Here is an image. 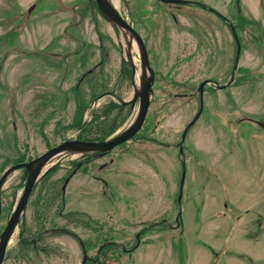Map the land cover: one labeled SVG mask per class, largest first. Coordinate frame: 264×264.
<instances>
[{
    "label": "rangeland",
    "instance_id": "rangeland-1",
    "mask_svg": "<svg viewBox=\"0 0 264 264\" xmlns=\"http://www.w3.org/2000/svg\"><path fill=\"white\" fill-rule=\"evenodd\" d=\"M111 1L156 75L146 120L105 158L54 159L3 264H82L72 235L32 243L59 227L80 236L96 259L86 264H264V0ZM210 7L238 33L233 80L238 44ZM122 44L96 0H0V178L65 140H104L132 122L139 102ZM26 179L19 169L3 185L0 234Z\"/></svg>",
    "mask_w": 264,
    "mask_h": 264
},
{
    "label": "water",
    "instance_id": "water-1",
    "mask_svg": "<svg viewBox=\"0 0 264 264\" xmlns=\"http://www.w3.org/2000/svg\"><path fill=\"white\" fill-rule=\"evenodd\" d=\"M96 1L99 10L104 16V18L111 24L115 32L118 35L121 34V37L123 38L124 45L123 44L122 45L124 46L126 52V61L131 65L133 69V81L135 88V98L133 102H136V100L139 99L138 111L132 122L115 136H112L104 140H81V139L65 140L62 143L49 148L47 151H45L44 153H42L41 155L37 156L32 160L21 161L17 164L10 166L2 174L0 178V219L2 215V188L4 183L11 176V174H13L19 169L25 170L27 180L23 193L19 198V201L17 202L16 206L14 207L12 214L8 218L4 230L0 234V264H3L4 262L8 245L12 238L13 233L15 232L19 223L22 221L23 217L26 214V208L31 192L33 191L36 184L43 178V176L55 166L52 164L54 163V159H56L57 157H61L62 155L74 156V155H83L90 153H96L100 156L106 155L107 153L112 151L114 147L133 138L139 132V130L141 129V127L143 126L146 120V116L154 94L153 85L155 82V72L150 63V58L146 43L140 32L124 16L120 14V12L114 6L111 0H96ZM162 1L166 3H175V4H191L194 2L192 0H162ZM213 11L218 13V11L214 9ZM231 28L238 44V52L233 68V76H232V80H233L234 73L238 67V62L241 54V44L239 41L236 28L232 23H231ZM134 43L136 44L139 51V56H140L139 67L138 65H136L134 61V55H133ZM138 68L140 69L139 81L136 80ZM208 81L209 80L203 81L199 86L198 90L201 95L200 108L197 114L195 115V117L188 123V125L184 129L182 134V139L180 142L181 145L184 142L188 131L194 125L196 120L201 116L203 112L204 86ZM219 87L224 88V86L221 85H219ZM258 123L264 127V122L258 121ZM185 175H186V166L184 163L183 177L181 183V193L179 196V200H181L182 197V189H183ZM69 179L70 177L68 178V180ZM64 188H66V186ZM137 236L139 237L140 234H138ZM79 241L82 245L84 252L82 264H86L90 256L88 255L86 247L81 238L79 239Z\"/></svg>",
    "mask_w": 264,
    "mask_h": 264
},
{
    "label": "flooded vegetation",
    "instance_id": "flooded-vegetation-1",
    "mask_svg": "<svg viewBox=\"0 0 264 264\" xmlns=\"http://www.w3.org/2000/svg\"><path fill=\"white\" fill-rule=\"evenodd\" d=\"M192 1H194L193 3H191V4H194V5H198V6H204L205 8H207V6L204 4V3H202V2H200V1H197V0H192ZM187 5H190V4H187ZM211 8V7H210ZM209 8V9H210ZM212 12H214L215 13V11H213V9H210ZM215 10V9H214ZM215 14H217V15H219L220 17H222L223 19H225L227 22H228V24H229V26L231 27V21L230 20H228V18L226 17V16H224L222 13H220V12H218V13H215ZM233 24V23H232ZM234 25V24H233ZM232 29V28H231ZM233 32V31H232ZM149 58H150V56H149ZM150 63H151V60H150ZM156 76V75H155ZM134 98H135V94H134ZM134 98H133V100H134ZM133 100H132V104L134 105L135 103H137L138 102V100H136V102H133ZM113 151V150H112ZM112 151H110L109 153H107L106 155H103V156H100V155H98V154H96V157L97 158H105V157H107V156H109L110 155V153L112 152ZM85 155V154H84ZM85 157H87V156H85ZM82 161H79V162H77L76 163V166H75V168L72 170V172L67 176V178H66V180H65V183H64V185H63V189H66V188H64L67 184H68V182L71 180V178L78 172V170H79V167L82 165ZM108 164H106V163H103L102 164V166L100 167L101 169H104L106 166H107ZM25 176H26V174H25ZM70 177V179L68 180V178ZM95 178H97V180H99V181H101V182H103V184L104 185H108V181L104 178V177H101V176H96ZM27 180V179H26ZM67 180H68V182H67ZM67 182V183H66ZM66 184V185H65ZM166 221V220H165ZM53 230H56V231H53ZM50 232H64V233H67V234H69V235H72V236H74L77 240H79L80 239V236L77 234V233H75V232H70L69 230H67V229H65V228H62V227H59V228H52V229H49V230H46V231H44V232H42V233H40V234H38L37 236H36V238H34V239H32V243H34V244H36V242H37V240H38V238L39 237H41V236H43V235H45V234H47V233H50ZM14 234V233H13ZM13 236V235H12ZM24 241H26V240H24ZM80 242V241H79ZM29 243V242H28ZM5 260V259H4ZM88 260H92V261H96V259H93V258H89Z\"/></svg>",
    "mask_w": 264,
    "mask_h": 264
},
{
    "label": "bare ground",
    "instance_id": "bare-ground-1",
    "mask_svg": "<svg viewBox=\"0 0 264 264\" xmlns=\"http://www.w3.org/2000/svg\"><path fill=\"white\" fill-rule=\"evenodd\" d=\"M114 1H115V3H117L116 0H114ZM179 6H180V5H179ZM123 42H124V41H123ZM134 47H135V46H134ZM138 67H139V66H138ZM139 73H140V69L138 68V72H137V75H136V80H137V81H139ZM138 100H139V99H138ZM138 102H139V101H138ZM126 127H127V126H126ZM126 127H125V128H126ZM125 128H123V129H125ZM123 129H121L120 131H122ZM120 131H119V132H120ZM119 132H118V133H119ZM118 133H117V134H118ZM115 135H116V134H115ZM115 135H114V136H115ZM109 138H110V137H109ZM107 139H108V138H107Z\"/></svg>",
    "mask_w": 264,
    "mask_h": 264
}]
</instances>
